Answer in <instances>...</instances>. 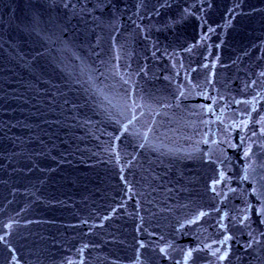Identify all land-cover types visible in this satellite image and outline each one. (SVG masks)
Listing matches in <instances>:
<instances>
[{"label": "water", "instance_id": "obj_1", "mask_svg": "<svg viewBox=\"0 0 264 264\" xmlns=\"http://www.w3.org/2000/svg\"><path fill=\"white\" fill-rule=\"evenodd\" d=\"M0 264H264V0H0Z\"/></svg>", "mask_w": 264, "mask_h": 264}]
</instances>
